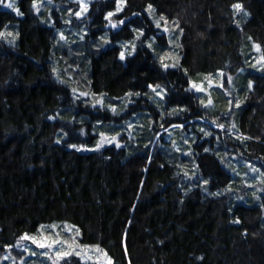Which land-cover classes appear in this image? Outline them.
Masks as SVG:
<instances>
[{"label": "trees", "instance_id": "trees-1", "mask_svg": "<svg viewBox=\"0 0 264 264\" xmlns=\"http://www.w3.org/2000/svg\"><path fill=\"white\" fill-rule=\"evenodd\" d=\"M3 1L0 253L64 222L111 264H264V181L244 199L248 186L227 164L234 153L264 175V67L241 73L247 40L264 62V0H123L118 12L115 0H91L87 20L70 15L79 34L63 30L54 7ZM218 72L235 79L234 100L209 112L191 83ZM75 87L124 108H100ZM227 103L230 122L217 116ZM172 125L196 134L185 153L166 137ZM105 132L120 143L95 147Z\"/></svg>", "mask_w": 264, "mask_h": 264}, {"label": "rangeland", "instance_id": "rangeland-1", "mask_svg": "<svg viewBox=\"0 0 264 264\" xmlns=\"http://www.w3.org/2000/svg\"><path fill=\"white\" fill-rule=\"evenodd\" d=\"M90 1L91 0H37L35 5L39 12H46V15H50V13L47 14V12L51 7H54L56 10L62 13V15H60L58 18H60L63 22V30H66L70 34L76 32L79 34L81 32H78L75 29L77 27L76 22L74 25L70 24V17H75V20H78V22L79 20L82 21L83 19V21L87 20L85 19V15L89 9ZM15 2L16 0H4L2 5L4 7H8L9 4H12V8H14ZM115 2L117 3V6L113 12H118L121 10L123 0H115ZM82 5H86V8H82ZM236 12L240 14V16L245 15L244 10L239 12L236 10ZM77 13H79V15H77ZM155 21L156 23H159L161 20L156 18ZM160 27L169 34L171 38L170 42H172L174 29L165 23L161 24ZM78 28L83 29V26L79 24ZM4 37L6 38V41H12L13 34L11 32H6ZM133 47V42H127L125 43V47L122 52L124 54L129 53ZM245 47L246 50H244L248 65L245 67V69L241 70V73L247 68L253 70H260L263 68L264 62L258 47L248 40L245 43ZM168 55L170 58H172L171 54ZM235 83V79L231 78L225 82L222 73L218 72L212 75H198L192 81L191 88L198 93L206 109L209 112H213L217 107L216 102H218V99L220 98L226 100L227 102L230 101V103H233L232 101L234 100L233 94ZM150 88L151 90L155 89L154 95L161 96L162 88H154V86H150ZM75 91L78 92L80 96H85L91 99V101H93L98 107L107 109L110 108L111 110H114L116 114H120L124 108L123 104H112L109 102V99H107L102 94H92L77 87H75ZM136 98H138V96ZM125 102L134 101L133 99L131 101L128 99ZM231 111L232 108H229V103H227V110L219 112L217 116H219L224 122H230L232 113ZM227 114H230V117H228L229 115ZM205 120L206 119L202 118L201 122H207L209 126H219L223 128L222 124H219L213 119ZM175 128H178V126L172 125L168 127L166 131V137L168 140L173 137H178L179 140L175 147L185 153L186 144L195 140L196 134L188 131L182 135H179L177 131L174 130ZM199 128L203 131L202 135L205 134V136H209L210 128H206L204 125H200ZM127 131L129 135L132 134L131 130L127 129ZM97 138L98 141L95 147H101L112 142L116 144L120 143L118 141L117 135H108L107 132L102 133V135H99ZM88 147L90 146H86V148ZM227 164L232 167L234 176L248 186L246 190L247 194L244 199H248V196H252L254 192H258L260 190L259 182L264 181V175L256 162H248L241 156L233 153L227 157ZM260 196H264V191L260 193ZM77 235L78 234L75 227L68 223L55 222L43 224L34 233L23 235L14 245L15 251L10 252L7 250L1 252L0 264H59L64 258H71V256H77L81 261L88 262L89 264H111L110 259L102 250H100V248L94 245H85L80 243Z\"/></svg>", "mask_w": 264, "mask_h": 264}, {"label": "snow or ice", "instance_id": "snow-or-ice-1", "mask_svg": "<svg viewBox=\"0 0 264 264\" xmlns=\"http://www.w3.org/2000/svg\"><path fill=\"white\" fill-rule=\"evenodd\" d=\"M13 5L12 4H9L8 7H12ZM233 7L239 12L241 11L242 9V5H240L239 3L233 5ZM82 8H86V5H82ZM119 10V9H118ZM77 15H79V13H77ZM113 14L112 13H109V17H111ZM161 19H163V17H161ZM115 26V25H114ZM124 58V53L122 52L121 53V59ZM210 102V101H209Z\"/></svg>", "mask_w": 264, "mask_h": 264}]
</instances>
